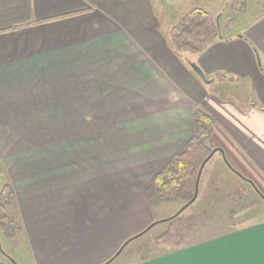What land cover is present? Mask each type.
<instances>
[{
    "label": "crops",
    "instance_id": "obj_1",
    "mask_svg": "<svg viewBox=\"0 0 264 264\" xmlns=\"http://www.w3.org/2000/svg\"><path fill=\"white\" fill-rule=\"evenodd\" d=\"M162 13L159 0H0V176L24 264H101L160 217L143 188L191 138L195 106L264 194V3L241 27L227 14L194 55L172 48ZM123 264H264V217Z\"/></svg>",
    "mask_w": 264,
    "mask_h": 264
},
{
    "label": "trees",
    "instance_id": "obj_2",
    "mask_svg": "<svg viewBox=\"0 0 264 264\" xmlns=\"http://www.w3.org/2000/svg\"><path fill=\"white\" fill-rule=\"evenodd\" d=\"M219 34V27L208 11L192 8L172 25L169 43L178 53L199 54ZM213 125V117L195 106L191 138L143 188V195L150 205L172 199L179 201L180 207L192 197L198 168L212 149L206 144V140L210 137ZM3 186L0 190V230L6 237H13L20 228L17 219L7 214L11 202H15L14 192L9 184L5 183ZM204 200L208 201L206 207L198 208L189 216H177L172 219L170 226L157 234L154 241L175 246L182 243H188L187 245L199 243L252 223L253 221H250L237 225L240 222L239 219L250 220L264 209L263 200L252 185L240 178L225 162H222V167L218 168L210 181ZM219 202L226 209V218H222L223 215H215V210L221 207L218 206ZM221 222L228 224L227 230L215 233L213 236L201 237L208 230L217 228ZM7 260L8 264H13L9 257ZM0 264L7 263L0 262Z\"/></svg>",
    "mask_w": 264,
    "mask_h": 264
},
{
    "label": "rangeland",
    "instance_id": "obj_3",
    "mask_svg": "<svg viewBox=\"0 0 264 264\" xmlns=\"http://www.w3.org/2000/svg\"><path fill=\"white\" fill-rule=\"evenodd\" d=\"M159 1L163 8V13L160 14L159 17L163 25V28H166V26L169 27L171 25H174V23L190 9L202 8L211 14L213 20L219 27L220 33L224 32L223 23L225 21V18L227 17V14H230L231 16L236 15L235 22L237 26L241 27L250 20L249 18L252 14L262 9V3H264V0H159ZM241 2L243 4L245 3L246 5L245 8L242 5L243 7L241 8V10L238 11L234 9L236 5L239 4L241 5ZM237 11L238 12L241 11V13L237 15L236 13ZM240 22H243V24H240ZM215 86L216 88H220L218 85H213L214 88ZM236 87L238 88L237 90H242V86L237 85ZM224 91L225 93H228V96L235 95L236 98H240L243 102L250 95L248 93L247 96V94L243 92L244 90L241 91L239 95L234 94L236 90L233 91V89H230V87H224ZM246 101H249V97L248 100ZM206 144L211 148L216 147L214 145V139L211 136L206 140ZM222 162L226 163L221 152L219 151L215 152L203 168L199 182L198 196L196 200L190 206H188L184 211H182L181 214L178 216L186 217L191 214H194V212L198 208L202 209L206 207L208 201L204 200V194L207 193L210 181H212L213 176L215 175V173H217L218 168L222 167ZM4 181L5 178L3 176H0V190L4 187L3 186L5 184ZM263 204H264V200H263ZM179 205H180L179 201L172 199H167L161 202H154L153 209L155 210L157 215H160V217L156 219H162L171 216L178 209ZM218 206L221 207L215 210V215L218 214L219 216L223 215L222 218H226L227 216H226L225 207L220 202ZM18 211L19 210L17 205L15 204L14 201H12L10 206L8 207L7 214L12 215L17 219V221L20 223V228H18L16 233L14 232L15 236L13 237L12 236L6 237L0 230V262L1 263L8 264L9 262L7 258L9 257L10 261H14L17 264H24L25 263L24 258L27 257L26 236L23 226L21 224V219L18 214ZM263 217H264V209L257 216H255L250 220L246 219V221H242V219H239L240 222L237 225L240 224L242 225L250 221H255L256 219L260 220ZM170 224H171V220L158 223L155 226H153L151 229H149L146 233L133 239L124 247L122 252L115 259H113V261L110 264L131 263L134 261L145 259L147 257H151L153 255H159L169 250H173L177 247L186 246L188 243H182L178 246H175L167 243H156L154 241V237L163 230H165L167 227H169ZM227 228H228V224L221 222L217 228L215 229L213 228V230L212 229L208 230L207 232H205L204 235H201V237L204 238L205 236H209V235L213 236L215 233H219L221 231L227 230ZM193 241H195V239Z\"/></svg>",
    "mask_w": 264,
    "mask_h": 264
},
{
    "label": "water",
    "instance_id": "obj_4",
    "mask_svg": "<svg viewBox=\"0 0 264 264\" xmlns=\"http://www.w3.org/2000/svg\"><path fill=\"white\" fill-rule=\"evenodd\" d=\"M187 64L188 66L190 67V69L199 77V79L207 84L209 82H211L212 80L211 79H208L205 74L203 73V71L201 70V68L193 61H187ZM264 111V109H263ZM221 152L224 160H225V157L223 155V151L221 148L219 147H215V148H212L210 150V152L208 153V155L203 159V161L201 162L199 168H198V171H197V174H196V179H195V183H194V193L192 195V197L187 201L185 202L184 204H182L176 211L174 214H172L171 216L167 217V218H162V219H155L153 220L151 223H149L147 226H145L142 230H140L139 232H137L136 234L130 236L129 238H127L119 247L118 249L116 250V252L110 257L108 258L106 261H104L103 263L101 264H110L113 259H115L121 252L122 250L124 249V247L130 242L132 241L133 239L141 236L142 234L146 233L149 229H151L153 226H155L156 224L158 223H161V222H166V221H169V220H172L174 218H176L178 215L181 214L182 211H184L188 206H190L197 198L198 196V189H199V182H200V178H201V174H202V171H203V168L204 166L206 165V163L209 161V159L213 156V154L215 152ZM226 161V160H225ZM227 163V161H226ZM228 164V163H227ZM229 165V164H228ZM230 166V165H229ZM231 167V166H230ZM234 170V169H233ZM236 172V174L248 181L252 187L254 188V190L257 192V194L261 197L262 200H264V195L255 187V185L247 178H245L244 176H242L241 174H239L236 170H234ZM13 262V264H17L15 263L14 261H11Z\"/></svg>",
    "mask_w": 264,
    "mask_h": 264
}]
</instances>
